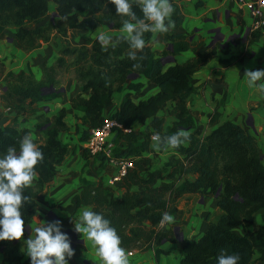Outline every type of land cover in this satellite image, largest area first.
<instances>
[{
    "label": "trees",
    "instance_id": "1",
    "mask_svg": "<svg viewBox=\"0 0 264 264\" xmlns=\"http://www.w3.org/2000/svg\"><path fill=\"white\" fill-rule=\"evenodd\" d=\"M52 5L56 6L53 10L58 21L40 26L51 12ZM173 9L171 19L175 23L174 29H177L182 26L184 17L180 7L173 4ZM132 10L137 16L141 15L136 5ZM82 13L85 14L83 17L80 16ZM121 22L122 18L117 16L114 5L108 0H0V36L7 27L14 28L15 38L26 52L41 48L56 36L66 39L72 30H94L99 27L119 30ZM51 24L57 35H53ZM151 37V33H145L146 43ZM164 39L172 46L170 53L174 56L189 50L188 39L183 34L168 32L164 34ZM129 51L127 42L122 38L116 47L108 46L106 50L98 40H88L83 47L68 44L60 51L56 64L43 69L42 81H36L32 74L17 77L9 74L5 93L17 97L22 104L27 101L31 105L53 101L61 96L60 70H72L81 92L90 93L88 99L79 95L71 104L75 112L82 114V126H77L76 131L82 135L80 140L86 143L90 130L102 125L106 119L103 113L112 106L113 96L121 92L129 77H144L156 86L159 93L138 106L126 96L112 118L129 131H115L113 157L133 159L135 166L124 179L126 191L122 199L114 200L112 189L101 183L83 180L85 189L75 198L76 207L91 206L109 220L120 237L121 247L143 250L152 244L160 245L171 236V232L165 229L158 230V222L162 213L175 212L173 206L181 196L206 192L216 196L219 193L216 198L220 215L210 223L201 239L183 244L181 264H215L221 249L237 253L240 257L238 264H264V224L258 232L253 230V216L264 210V163L256 138L244 128L226 122L206 138H200L196 132L188 135L185 143H189V148L181 145L174 149L180 158L172 157L162 169L152 170L150 160L144 158V154L150 152L152 133L148 131L137 135L132 131L134 125H144L150 119H153L151 126L154 133H159L161 137L171 135L177 129H193L194 120L186 109V102L196 91L192 83L193 75L208 63L211 53H201L183 65L164 71L162 59H158L150 47L145 45L137 54L138 61L128 59ZM137 62L140 66L133 68L132 64ZM51 87L56 89L55 92L47 93ZM141 88L142 85L130 86L136 93ZM177 100L179 105L174 127L164 131L163 121L157 118V114L165 104ZM66 115L64 108L46 129L43 130L45 125L38 126L46 142L38 146L43 153V160L35 168L38 178L24 189V194L31 198L21 208L24 229L36 216L39 192L54 179L56 166L67 153V147L59 139V134L67 130L64 123ZM18 144L15 129L0 128V153L9 146L18 147ZM97 158L106 161L104 154ZM188 174L198 175L196 183L179 184ZM133 187L138 189L133 192ZM240 227L245 232L244 236L235 232ZM0 251L5 255L7 264H26L21 242L0 241ZM77 254L75 249L69 264H76L74 260Z\"/></svg>",
    "mask_w": 264,
    "mask_h": 264
},
{
    "label": "crops",
    "instance_id": "2",
    "mask_svg": "<svg viewBox=\"0 0 264 264\" xmlns=\"http://www.w3.org/2000/svg\"><path fill=\"white\" fill-rule=\"evenodd\" d=\"M171 3L181 8L184 20L180 28H173L169 33L185 35L190 47L186 53L174 56L170 53L171 45L165 41L164 34H152L146 46L151 48L158 59L170 60L163 65L164 71L176 65H183L184 59L192 60L201 53H211L208 63L192 77L196 91L188 98L186 109L194 120V128L187 131L188 134L196 132L203 139L226 122H232L256 138L264 163V96H260L254 88H248L243 76L245 69H264V31L251 30V19L245 11L239 9L237 0H171ZM101 33L110 36L117 43L122 38L120 29L99 27L94 30H72L66 39L56 37L37 50L26 52L17 42L15 33L5 30L0 36V87L4 91L9 74L15 77L32 74L36 81H42L43 69L56 64L64 47L68 44L72 47L86 46L88 40L97 41V36ZM131 76L121 92L113 96L112 106L103 113L105 118H113L126 96L138 106L159 93L156 86L144 77ZM61 79H64V82ZM58 80L61 96L53 101L33 105L27 101L22 104L17 97L4 92L3 101L0 103V128L15 129L19 141L25 133L29 134L37 146L46 142L38 126L45 125L43 130L46 129L64 108L67 111L64 119L67 130L59 134V139L67 147V153L63 161L57 164L54 179L39 192L36 199V216L23 230L21 240L17 241L23 244V240L29 238L31 226L59 220L62 231L70 238L71 247L78 251L75 263L101 264L94 254L91 242L87 241L83 234L73 230L80 210L85 207L93 210L91 206L77 208L75 198L83 193L84 180L101 183L104 187L112 189L114 200L119 201L126 191L125 181L110 184L111 179L116 176V166L106 156V161H101L97 158L100 154L90 155L86 149L89 139L86 143L82 142L81 133L76 131L77 126H82V114L71 108L72 101L79 95L88 99L90 93L81 92L80 84L72 70H60ZM131 85H142V88L136 93L130 89ZM178 105L179 100L169 102L157 114V118L163 121L164 131L174 127ZM152 121L153 119H150L144 125H134L132 131L137 135L149 131L152 137ZM151 137L150 152L145 153L144 158L150 160L152 170L162 169L172 157H181L174 149L153 147L154 141ZM183 146L189 148L190 145L184 143ZM37 178L34 176L35 180ZM197 180V174H188L179 184H194ZM137 189L138 187H133L132 191ZM217 202L216 196L208 192L181 196L173 206L175 212L171 215L174 217V223L158 228L171 232V236L160 245L152 244L148 249L124 248L127 254L132 253L129 255L130 264H181L183 244L186 241L201 239L207 233L211 220L220 215ZM263 217L264 210L253 216L255 232L263 227ZM235 232L240 236L245 234L241 227ZM23 261L30 264L25 253ZM0 264H7L1 251Z\"/></svg>",
    "mask_w": 264,
    "mask_h": 264
},
{
    "label": "clouds",
    "instance_id": "3",
    "mask_svg": "<svg viewBox=\"0 0 264 264\" xmlns=\"http://www.w3.org/2000/svg\"><path fill=\"white\" fill-rule=\"evenodd\" d=\"M108 3L114 5L117 16L122 18L120 32L129 46L130 61H138L137 54L146 45L145 33L165 34L175 27L171 19L174 11L171 0H108ZM133 5L139 8L140 16L132 10ZM97 40L105 50L109 45L116 47L117 42L103 33L97 36ZM139 66L138 62L132 64L133 68ZM243 76L248 88H254L264 96V69H245ZM188 135L187 131L177 129L164 137L154 133L151 139L157 149H177L188 140ZM42 160L43 153L29 134L22 136L18 147L9 146L0 153V241L21 240L25 224L21 208L31 200L24 194V189L31 186L36 165ZM158 223L164 227L174 223V217L164 212ZM73 230L91 242L101 264H130V254L121 247L116 229L100 213L82 208ZM23 252L30 264H69L74 256L70 238L62 231L59 220L31 226V235L23 240ZM239 259L237 253L221 249L215 264H238Z\"/></svg>",
    "mask_w": 264,
    "mask_h": 264
},
{
    "label": "built area",
    "instance_id": "4",
    "mask_svg": "<svg viewBox=\"0 0 264 264\" xmlns=\"http://www.w3.org/2000/svg\"><path fill=\"white\" fill-rule=\"evenodd\" d=\"M237 5L241 11H245L249 15L252 23L251 30L264 31V0H237ZM3 97L4 91L0 87V103L3 101ZM116 130H121L124 133L129 132L112 118H106L100 127L90 130V138L86 143V149L90 155L104 154L116 166V176L111 179V185L121 183L135 168L133 159L113 157L115 148L113 138Z\"/></svg>",
    "mask_w": 264,
    "mask_h": 264
},
{
    "label": "rangeland",
    "instance_id": "5",
    "mask_svg": "<svg viewBox=\"0 0 264 264\" xmlns=\"http://www.w3.org/2000/svg\"><path fill=\"white\" fill-rule=\"evenodd\" d=\"M50 8H51V12L47 15V17H46V19H45V21L40 25V26H44L45 25V23L47 24V23H50V22H56V21H58V18L56 19V13H55V11H53L52 9H56V6L55 5H53V6H50ZM84 15V13H82L80 16L82 17ZM80 17V18H81ZM35 28V27H34ZM50 29L52 30V33H53V35H57V33H56V31L53 29V25L51 24V26H50ZM7 32H10V33H16V30L14 29V28H12V27H7ZM57 37V36H56ZM185 61V63L187 62V61H189V60H191V59H184ZM183 62V64H185ZM180 64V63H179ZM182 65V64H181ZM62 80V82H64V79H61ZM53 121V120H52ZM212 221H215V218L214 219H212L211 220V222Z\"/></svg>",
    "mask_w": 264,
    "mask_h": 264
},
{
    "label": "water",
    "instance_id": "6",
    "mask_svg": "<svg viewBox=\"0 0 264 264\" xmlns=\"http://www.w3.org/2000/svg\"><path fill=\"white\" fill-rule=\"evenodd\" d=\"M56 15V14H55ZM57 16V15H56ZM169 50L172 52L173 51V48H172V46H169ZM170 60H168V59H163L162 60V63H163V65L164 64H166V63H168ZM131 78H136V75H132L131 76ZM4 92H7V89L5 88L4 89ZM47 93L49 92V93H54L55 92V89L53 88V87H51V88H49L48 89V91H46ZM218 195H219V193L216 195V197H218ZM74 246H76V245H74Z\"/></svg>",
    "mask_w": 264,
    "mask_h": 264
}]
</instances>
